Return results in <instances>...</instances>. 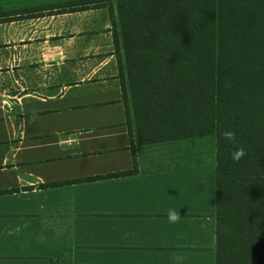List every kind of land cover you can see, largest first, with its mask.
Masks as SVG:
<instances>
[{
	"label": "crops",
	"instance_id": "0c3cea01",
	"mask_svg": "<svg viewBox=\"0 0 264 264\" xmlns=\"http://www.w3.org/2000/svg\"><path fill=\"white\" fill-rule=\"evenodd\" d=\"M68 1L0 0V264H211L213 164L137 143L109 8Z\"/></svg>",
	"mask_w": 264,
	"mask_h": 264
},
{
	"label": "trees",
	"instance_id": "16d2710c",
	"mask_svg": "<svg viewBox=\"0 0 264 264\" xmlns=\"http://www.w3.org/2000/svg\"><path fill=\"white\" fill-rule=\"evenodd\" d=\"M56 6L109 8L121 98L129 120V97L137 143L179 141L213 161L214 264H264V0ZM226 129L238 144L223 139ZM238 146L247 154L237 163L230 154Z\"/></svg>",
	"mask_w": 264,
	"mask_h": 264
},
{
	"label": "clouds",
	"instance_id": "9594fccd",
	"mask_svg": "<svg viewBox=\"0 0 264 264\" xmlns=\"http://www.w3.org/2000/svg\"><path fill=\"white\" fill-rule=\"evenodd\" d=\"M220 135L223 137L225 141L231 142L233 144H238V141L236 140V132L234 130H224L220 133ZM246 149L243 146L236 147L231 152V159L234 162H239L245 155H246ZM168 220L170 223H176L180 219V214L178 211L175 210H169L168 212ZM186 259L183 255L174 256L173 260L176 262V264H181L182 261Z\"/></svg>",
	"mask_w": 264,
	"mask_h": 264
},
{
	"label": "rangeland",
	"instance_id": "374dc122",
	"mask_svg": "<svg viewBox=\"0 0 264 264\" xmlns=\"http://www.w3.org/2000/svg\"><path fill=\"white\" fill-rule=\"evenodd\" d=\"M186 144V143H185ZM156 145H158L159 147H161V145H162V143H158V144H154V146H156ZM149 148H150V146H149ZM160 150H162V149H160ZM210 163L211 164H213V166H214V162L213 161H210ZM209 163H208V161L206 162V163H203V164H198V165H208ZM179 173H181L182 175H184L185 174V172L186 171H182V170H177ZM174 173H175V171H174ZM206 175H208V171H206ZM175 177H176V175H175ZM98 227H101V228H103V229H108V228H106V227H103V226H99V225H97ZM211 264H214V252H213V259H212V263Z\"/></svg>",
	"mask_w": 264,
	"mask_h": 264
}]
</instances>
